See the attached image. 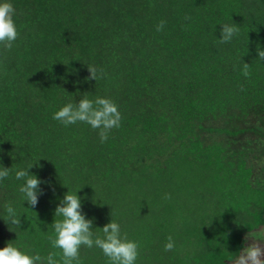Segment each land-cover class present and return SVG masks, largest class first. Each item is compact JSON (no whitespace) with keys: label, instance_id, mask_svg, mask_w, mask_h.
I'll return each instance as SVG.
<instances>
[{"label":"trees","instance_id":"obj_1","mask_svg":"<svg viewBox=\"0 0 264 264\" xmlns=\"http://www.w3.org/2000/svg\"><path fill=\"white\" fill-rule=\"evenodd\" d=\"M13 4L18 38L0 45V164L41 157L32 171L52 187L35 208L17 205L20 227L0 219V247L53 251L56 196L81 187L93 231L116 219L139 241L138 264H237L264 225V0ZM223 23L239 32L221 44ZM84 94L110 97L122 115L103 143L83 122L52 119ZM14 187L0 183V215ZM168 235L176 248L164 251ZM80 257L106 264L95 247Z\"/></svg>","mask_w":264,"mask_h":264},{"label":"clouds","instance_id":"obj_2","mask_svg":"<svg viewBox=\"0 0 264 264\" xmlns=\"http://www.w3.org/2000/svg\"><path fill=\"white\" fill-rule=\"evenodd\" d=\"M16 15L13 0H0V45L5 49H11L18 38ZM162 28L163 22H160L157 30ZM219 29L218 42L221 44L231 42L239 32L236 23L220 24ZM256 55L260 59L264 58V48L260 47ZM87 70L90 78L95 81L98 69L87 66ZM242 70L247 77L250 74L249 64L244 62ZM99 71L102 74V70ZM52 119L65 127L83 122L92 129L98 130L99 140L103 143L108 139L112 129L121 126L122 115L117 104L110 97L99 95L89 97L84 94L78 99L62 102L52 113ZM39 158L41 157L26 159L15 167L0 164V183L10 177L15 182L13 195L4 203L3 214L0 215V219L7 225L20 227L22 213L18 211L17 205L29 209L35 208L39 198L44 195L42 185L49 189L52 187L50 181L32 171L33 168L41 167ZM80 188L74 190L67 188V191L56 196L53 209L56 218L52 219L51 234L47 237L53 251L41 255L39 252L26 250L21 244L6 242L0 247V264H82L81 246L100 249L106 258V264H138L139 241L123 232L121 224L116 219L110 218L107 223L99 227V232L93 231V218L88 217L83 210V199L78 194ZM25 202L28 207L24 206ZM247 239L249 242L235 257L237 264H264V227L254 230ZM174 248L176 242L172 235H168L163 249L171 251Z\"/></svg>","mask_w":264,"mask_h":264},{"label":"rangeland","instance_id":"obj_3","mask_svg":"<svg viewBox=\"0 0 264 264\" xmlns=\"http://www.w3.org/2000/svg\"><path fill=\"white\" fill-rule=\"evenodd\" d=\"M262 227H264V225L260 226L259 228L255 229V230H259V229L262 228ZM253 232H254V230L251 231V232H249L248 234L253 233Z\"/></svg>","mask_w":264,"mask_h":264}]
</instances>
